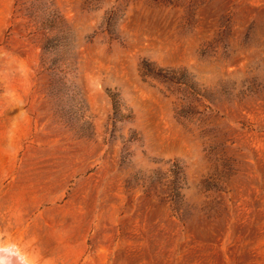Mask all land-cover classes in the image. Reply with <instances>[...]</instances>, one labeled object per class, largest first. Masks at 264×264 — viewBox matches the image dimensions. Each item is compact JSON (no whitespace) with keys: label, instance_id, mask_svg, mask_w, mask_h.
I'll return each mask as SVG.
<instances>
[{"label":"rangeland","instance_id":"obj_1","mask_svg":"<svg viewBox=\"0 0 264 264\" xmlns=\"http://www.w3.org/2000/svg\"><path fill=\"white\" fill-rule=\"evenodd\" d=\"M0 243L264 264V0H0Z\"/></svg>","mask_w":264,"mask_h":264},{"label":"bare ground","instance_id":"obj_2","mask_svg":"<svg viewBox=\"0 0 264 264\" xmlns=\"http://www.w3.org/2000/svg\"><path fill=\"white\" fill-rule=\"evenodd\" d=\"M13 245L3 246L0 243V264H30Z\"/></svg>","mask_w":264,"mask_h":264}]
</instances>
